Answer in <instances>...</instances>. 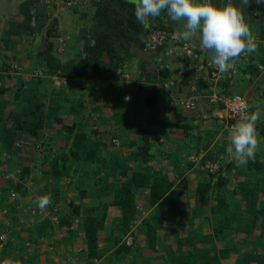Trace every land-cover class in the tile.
Segmentation results:
<instances>
[{"label": "crops", "instance_id": "crops-1", "mask_svg": "<svg viewBox=\"0 0 264 264\" xmlns=\"http://www.w3.org/2000/svg\"><path fill=\"white\" fill-rule=\"evenodd\" d=\"M10 9L0 11V129L11 125V116L19 110L32 111L36 107L42 128L35 137L18 134V145L13 144L9 159L5 156L7 146L0 143V162H6L0 170L6 174L10 170L7 160L16 166L15 161L22 158V164L29 163L19 168H27L21 178L23 185L39 188L40 196H59L51 208L58 217L55 232L47 230L50 222H46L39 234L45 244L54 242V251L64 256L58 264L103 262L111 253L133 254L125 264H143L147 256L149 264H264V230L260 227L264 217L253 215L264 210V66L257 69L264 60L262 41L258 40L256 52L247 60L235 61L236 74L229 84H211L203 72L182 70L185 59L179 51L170 56L145 54L138 43L128 47L124 58L121 55L113 79H83L72 73L61 77L60 70H56L58 75L47 73L42 57L44 44H52V55L62 64L82 60L91 49L82 40L74 42V38L60 48L57 38L47 40L45 26L39 32L12 37L14 43H4L8 22L21 20L19 9ZM56 21L58 26L63 22ZM149 23L162 27L170 23L173 29L177 25L162 17L149 18ZM198 41L199 34L189 40L195 46ZM201 50L200 59H208V53ZM99 58L105 67L109 66L106 53ZM164 84H168L169 91ZM233 93L246 98L249 112L257 108L261 112L256 123L260 143L255 158L240 167L227 152L228 129L236 121L226 116L223 99ZM193 97L196 109L185 110L179 102ZM146 100L151 102L149 107ZM60 122L58 130L54 123ZM67 124L70 131L63 129ZM142 133L146 134V155H142ZM36 143L50 149L42 158L38 153L32 156L39 146ZM62 156L66 162L70 160V169L61 164ZM213 160H218L220 175L209 179L204 163ZM103 161L107 171L111 169L110 174L118 178L114 190H110L113 182L111 186L104 180L98 184L99 178L95 180L96 176L108 177L104 168V175L93 171L94 164L97 170ZM58 172L60 175L55 176ZM202 182L208 184V191L190 196L189 189L200 187ZM151 186L164 192L160 200L171 195L172 200L182 204L179 215L160 205L161 201L151 204ZM242 188H246L243 193ZM118 193L127 198L114 196ZM84 194L92 199L86 200ZM60 203L69 210L62 211ZM71 207L76 209L70 212ZM89 220L101 224L91 253L85 235ZM147 221L153 225L151 238L143 224ZM114 224H122L123 232L134 236V247L118 240V249L104 248ZM31 229L27 231L42 230Z\"/></svg>", "mask_w": 264, "mask_h": 264}, {"label": "trees", "instance_id": "trees-1", "mask_svg": "<svg viewBox=\"0 0 264 264\" xmlns=\"http://www.w3.org/2000/svg\"><path fill=\"white\" fill-rule=\"evenodd\" d=\"M226 3V0H217L215 5L217 7H222ZM232 3L240 7L244 13L247 10L252 9L253 11H255V15L260 17V19L263 18L262 21H264V5L258 6L255 3H252L249 6L244 7L242 4V0H232ZM37 5L38 0H23V2L18 7L19 14L21 15V20H12L8 22V29L4 32L3 36L4 43H14L15 40L12 41V37L19 38L21 37L22 33L29 35L33 32H39L43 26L47 27V40L50 37H53L56 23L54 20H49V25H46V16L43 12L39 11ZM91 6L93 7V16L90 20L88 19V17H86L87 15L81 14L83 15V18L86 19V25L80 34V39L83 41L85 46L88 45L87 47H89L91 51H89L88 54L86 53L87 55L85 54V57L79 61L70 60L64 64L58 62L54 63L52 57V44L47 43V45L45 46V50L42 52V55L43 59L46 60V65L49 72L60 70L61 76L63 77H69L72 73L74 76L83 79H113L115 77L114 72L120 67L119 63H121L122 61V58L120 56L125 49L124 45H129L130 41L133 40L135 36H141V45H143L144 38H146L151 29L148 28L142 20H137L134 13V6L131 5L128 0H96L94 2H91ZM160 16H164V19L170 20L166 12H162ZM31 21L34 22L33 25H31ZM122 24L125 28L124 31L128 33V36H123V32L121 30ZM169 25L167 27V30L174 31L170 23ZM258 37L261 39L260 41H264V32L259 34L257 38ZM119 38L122 39L121 41L123 45L119 44L118 42L119 48L120 50L122 49V52L119 53V56H117L114 53L115 49H111L110 44L111 42ZM197 43L199 44V41ZM199 46L200 45H197L196 47L199 48ZM102 52L106 53L107 57L109 58V66L105 67L104 65L105 68L100 66V64L98 63L99 61L97 59L101 56ZM233 64L234 67L229 72L222 74L221 78L218 80V84L231 83L236 74L235 61H233ZM228 74H230V76H228ZM208 82L212 83L210 80ZM145 104L149 107L151 105V102L146 100ZM31 115V110H29L24 113L23 117L18 115H15V117L11 116V125L0 129V143H3L7 146L8 150H6L5 156L8 159L12 155L10 154L12 152L11 148L13 144L15 145L14 142L18 138V134H21L26 137H35L36 133H38L39 129L42 127V119L39 117V115L37 117ZM55 121H57V119ZM63 129H65L66 131H70L71 127L65 126ZM142 136L143 141L145 143L142 149V155H146L148 150V146L146 145V134L142 133ZM10 150L11 152H9ZM66 160L67 158L65 156L61 157V161ZM214 161L216 160L206 161L204 163V169L209 179L220 175V170L215 174H211L208 171L207 164ZM56 171L57 170L55 169L52 172L55 174ZM21 173L22 177L25 176L27 174V168H23L21 170ZM58 175H60L59 172L55 176ZM140 185H142V183ZM209 188L210 187L207 183L202 182L201 186L197 188V192L198 194L199 192L201 194L203 192H207ZM22 189L23 186L21 184L16 185L14 187V190L17 193L22 191ZM245 190L246 188H242L241 192L243 193ZM163 195L164 192L161 191L159 187H150L151 204L157 203V201H161L159 202L161 203L160 205H165L168 211L171 210L175 213V216L179 215L182 204H177L176 201L172 200L171 195H168L165 199H163L164 201L160 200L162 199ZM253 215L255 216V218H257L258 215L264 217V210L254 212ZM100 225H98L95 220H89L86 223L85 235L88 243V251L90 253L95 250V232L100 227ZM260 227L264 230V218L261 219ZM148 236L149 238H151V235L149 234V229ZM117 251L120 252V249ZM1 264H5L4 261H2Z\"/></svg>", "mask_w": 264, "mask_h": 264}, {"label": "rangeland", "instance_id": "rangeland-1", "mask_svg": "<svg viewBox=\"0 0 264 264\" xmlns=\"http://www.w3.org/2000/svg\"><path fill=\"white\" fill-rule=\"evenodd\" d=\"M37 6L39 8V11H41L43 13L46 12V14H48V12H50L49 18L51 20L55 21L56 25H55V29H54L53 38H57V42H58L60 48H64V46H62V45H64L67 41H71L73 38H74V42L81 40L80 34L86 25V19L83 18V15H81V14L90 15L91 17L93 16V10L90 11V8L87 9V12L85 10L76 12V11L68 9L67 7L63 8L64 6H63V3H61V2H58L57 6H52L51 8H47L48 12L46 11L45 6H42V4L38 3ZM254 12L255 11L250 9V10H247L245 13L243 12V14L245 15V20L248 23L251 31L253 32V34L256 38V43L259 44V41L261 39L258 37L259 38V41H258L257 36L259 34H261L262 32H264V21H262L263 18L260 19V17L256 16ZM66 15H69V17H65ZM48 16H49V14H48ZM91 17H88V18L91 19ZM160 17L163 18L164 16H159L156 18H160ZM57 19H60V21L61 20L63 21V22H61V24L59 26H58L57 21H56ZM151 19H155V18H151ZM146 20H147V22H149V18ZM124 29L125 28L123 27V24H122L121 30L123 32V36H126V35L128 36V33L125 32ZM175 29L180 31L181 27L179 25H176ZM121 40L122 39L119 38V39L111 42V44H110L111 49L112 48H113V50L115 49L114 53L117 56H119V53L122 52V49L120 50V48H119V44L123 45ZM33 41H35V39ZM118 42H119V44H118ZM262 42H264V41H262ZM137 43L139 45L141 44V36H135L134 39L130 41L129 45H127V46L124 45L125 49H124L123 53L121 54L123 56V58L126 55H128V53H127L128 47H135L136 46L135 44H137ZM132 44H134V45L131 46ZM43 46H46V45H43ZM126 47H127V49H126ZM42 57H43V55H42ZM52 57H53V62L57 63L58 61L55 59L54 55H52ZM247 58H249V55H245L246 60H247ZM240 60L243 61L242 59H239L238 61H240ZM43 61L46 63L45 59H43ZM98 61H99L98 63L100 64V66L104 67V65L102 64V60L100 58L98 59ZM259 63H260L259 65L261 67L264 66V60L263 59H261V61ZM257 69L262 70V69H259V67H257ZM47 73H56V75H58L56 70L52 71V72H49V70H47ZM59 75L61 76V74H59ZM124 77L126 78L127 76L125 75ZM25 110L27 112V109H25ZM21 111L22 110H19L16 115L23 117L25 111L24 112H21ZM31 113L33 116L37 117L38 116V109L34 108L31 111ZM61 125H62L61 122L60 123H54V126L58 130L61 127ZM66 126H69V125L67 124ZM57 132H59V131H57ZM20 143H21V141H20ZM36 144H39V146L37 147V149H36L37 151L35 152V154H32V156L35 158L36 154L38 153V154H40V158L44 157L45 155L43 153H45V151L48 152V150H50V149L49 148L45 149L44 143H36ZM92 156L94 157L95 155H92ZM0 160H1V158H0ZM7 161H8L7 167L10 170L7 171L6 174L5 173L3 174L1 172V170H4V168L6 167L5 166L6 162H5V160H3V162L5 164L0 162V169H1L0 170V264L2 263V260L4 261L5 264H58L59 261L64 258V256L59 255L58 251H54V249H55V248H53L54 242L53 243L51 242L49 244H45V241L43 239H41L43 237V235L39 236V234L42 233V231L44 230L43 224L46 222L47 223L50 222V226L47 228V230L50 229L51 231L55 232L54 229H55V226L58 222V217L55 214H53L54 212L51 211L52 210L51 208H52V205L54 204V201L58 200L59 196L56 197L50 193L52 196L51 205L43 211L40 210L36 206L37 197L40 196V189L39 188L32 189V187L28 184L26 186H24L23 182L21 180V178H22L21 174L22 173H21V169L19 170V168H21L22 158H21V161H19V160L15 161V162H18L16 164V166L12 160H7ZM216 161L218 162V160H216ZM63 163L66 164L67 169H70V165H69L70 160L67 162L61 161V164H63ZM103 163H104V161L100 163L101 168L99 166V168L97 170H94V167L96 166L94 164L93 171H95L96 173H101L103 168L106 169V171H107V168L103 165ZM11 164H12V166H11ZM22 165L23 166H29V163H28V165L24 164V163ZM111 165H112V163H111ZM110 166L108 165L109 169H110ZM10 172L11 173L13 172V173L10 174ZM107 173H108V177L111 180L107 176L104 178L102 176H100V177L96 176L95 180L98 181L97 178H99L98 184L103 180L106 182L105 184L109 183V185H110V183H111V186L114 184L113 187L110 186L111 187L110 190H114V189H116L114 186H117L115 180H118V178L115 175L110 174L111 169L109 170V172L107 171ZM101 174L104 175V172H102ZM124 175H126V173H124ZM65 179L66 178H64V182H65ZM112 182H113V184H112ZM19 184H21L23 186V189H22V191L17 193V192H15L14 187L16 185H19ZM71 184H73V183L71 182ZM197 191H198L197 188L196 189L190 188L189 189L190 196L196 194V197H197V194H198ZM10 192L17 193L18 196L11 197ZM110 192L112 193V191H110ZM114 196L122 198L124 196V194L118 193ZM124 197H126V196H124ZM84 198H86V200H87V198L90 199L91 196H89V195L85 196V194H84ZM84 198H82V199H84ZM61 201H64V200L62 199ZM61 205H63L62 208H64L62 211L69 210V209L65 208L63 203H60V206ZM78 208H79V205H78ZM83 208L84 207H82V209ZM86 208H88V206ZM102 208H104V206ZM145 208H146V206L143 207L142 210H146ZM72 209L74 210V208L71 207L70 212L72 211ZM166 214L167 213L161 214V215L166 216ZM59 215H60V213L58 214V216ZM158 218H159V215H158ZM147 220L149 221V220H151V218L149 217ZM148 221L146 223L143 222V224L145 225V227H147L146 229H149V234H151V231L153 230L152 229L153 225L151 222H148ZM113 226L114 227H112L111 234H110L111 239L108 240V242L106 243L107 247H104V248H111V249L117 248V246L115 244H117L118 240H122L121 244H123V245L125 244V246H128V247H134L136 245V244L134 245V243H133V241H134L133 237L134 236L131 233L130 234L132 236L128 233L126 234L123 232L125 226H122V224H114ZM34 227L37 229H38V227H41L42 230L39 233H34V232L29 233L27 231V228H33L31 230H34ZM59 231L61 232V230H59ZM54 235H56V234L54 233ZM102 244H104L106 246L105 240H104V243H102ZM126 244H128V245H126ZM45 248H48L47 253H45ZM126 253H129V252H126ZM130 255H133V254L119 253V254L115 255V254L111 253L110 257L108 256L107 259H106V257H104L103 262L102 261L98 262V260H97V262L100 264H125V260ZM47 258H49L50 260L46 261L45 259H47ZM148 258L149 257L147 256V258L145 259V262L143 264H149V262L146 261V260H148ZM98 263L93 262L92 264H98Z\"/></svg>", "mask_w": 264, "mask_h": 264}, {"label": "clouds", "instance_id": "clouds-1", "mask_svg": "<svg viewBox=\"0 0 264 264\" xmlns=\"http://www.w3.org/2000/svg\"><path fill=\"white\" fill-rule=\"evenodd\" d=\"M22 1L18 0L16 4L11 6L18 9ZM94 1L96 0H72L70 5H66L64 0H38V3L45 6L47 12V8L57 6L58 2L63 3V8L67 7L76 12L84 10L87 12L89 8L90 11L93 10L91 2ZM216 1L212 0V4L208 0H128L134 6L137 20L156 18L162 12H166L168 18L181 27L177 34L179 39L187 42L199 34L200 47L208 53L211 64L223 74L234 67L233 61L238 59L245 61V55L256 52L257 43L244 18L242 9L234 5L232 0H226L227 3L222 7H217L215 5ZM252 3L258 6L264 5V0H242L244 7ZM48 14L50 15V12ZM48 14L45 15L49 17ZM147 27L151 30L154 28L167 29V26H151L149 22H147ZM262 43L264 44V42ZM140 50L143 52L141 44ZM177 51L182 54L180 50L174 52ZM201 61H204V59H201ZM237 99L240 100L241 98L237 97ZM247 108L248 105L242 102L238 119L230 126L227 133L230 140L227 152L231 157V161L235 162L237 167L245 166L250 160H254L260 143L256 123L261 112L258 108L249 112ZM15 145H18L17 142H15ZM13 196H18V194L13 193ZM51 203L52 196L50 193L39 196L36 200V206L42 211L49 207Z\"/></svg>", "mask_w": 264, "mask_h": 264}, {"label": "built area", "instance_id": "built-area-1", "mask_svg": "<svg viewBox=\"0 0 264 264\" xmlns=\"http://www.w3.org/2000/svg\"><path fill=\"white\" fill-rule=\"evenodd\" d=\"M209 3H212V0H208ZM66 5H70L72 0H64ZM178 31H169L165 28H154L152 29L146 38H144L142 51L144 53L149 52H161L163 55L168 56L173 53L175 50H180L182 52L183 58L181 67L183 69H194L197 74L203 72L208 76V79L212 82L211 84L218 83V80L221 78L222 74L211 64L209 58L201 61L200 56L203 53L199 48L190 45L186 41L179 39ZM204 53H206L204 51ZM244 56V55H242ZM241 56V57H242ZM259 69H262L261 66H258ZM210 76V77H209ZM230 76V74H228ZM163 88L168 90V84H164ZM237 97L241 99L238 100ZM173 101H171L172 103ZM242 102L247 104L246 98L240 93H233L231 95L225 96L223 99L224 110L228 119L237 121L238 113L241 110ZM180 105L185 110H195L196 109V100L193 98L182 99ZM248 105V104H247ZM248 110V108H247ZM206 116L203 115V118ZM113 143H117L115 140H112ZM191 161H195L194 158H191ZM208 171L211 174H215L219 171L218 162H210L207 164ZM14 192H10L11 197H13Z\"/></svg>", "mask_w": 264, "mask_h": 264}, {"label": "water", "instance_id": "water-1", "mask_svg": "<svg viewBox=\"0 0 264 264\" xmlns=\"http://www.w3.org/2000/svg\"><path fill=\"white\" fill-rule=\"evenodd\" d=\"M18 2V0H0V11L2 9H8V11L10 10V6L12 4H16ZM1 15V12H0ZM143 23H145V25H147V20H142Z\"/></svg>", "mask_w": 264, "mask_h": 264}]
</instances>
